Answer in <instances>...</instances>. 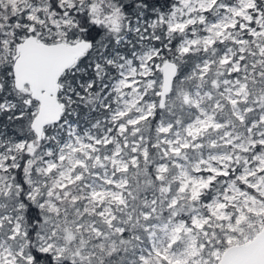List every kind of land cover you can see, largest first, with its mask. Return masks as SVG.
<instances>
[{
	"label": "snow or ice",
	"instance_id": "snow-or-ice-1",
	"mask_svg": "<svg viewBox=\"0 0 264 264\" xmlns=\"http://www.w3.org/2000/svg\"><path fill=\"white\" fill-rule=\"evenodd\" d=\"M0 264H264V0H0Z\"/></svg>",
	"mask_w": 264,
	"mask_h": 264
}]
</instances>
